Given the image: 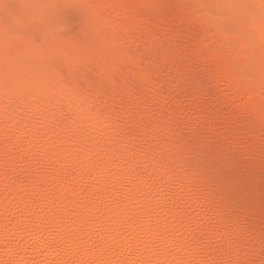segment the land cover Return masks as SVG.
<instances>
[{
  "label": "clouds",
  "instance_id": "obj_1",
  "mask_svg": "<svg viewBox=\"0 0 264 264\" xmlns=\"http://www.w3.org/2000/svg\"><path fill=\"white\" fill-rule=\"evenodd\" d=\"M209 97L264 130V0H0V264H264Z\"/></svg>",
  "mask_w": 264,
  "mask_h": 264
},
{
  "label": "bare ground",
  "instance_id": "obj_2",
  "mask_svg": "<svg viewBox=\"0 0 264 264\" xmlns=\"http://www.w3.org/2000/svg\"><path fill=\"white\" fill-rule=\"evenodd\" d=\"M210 98L212 97L208 99L210 100ZM209 100L202 101L204 105L202 115L208 122V127L201 129L202 133L199 132L204 134L203 137H200L201 134H199L200 136L191 137L189 144L202 153V162L205 168L213 174L214 196L222 201L228 211L246 225L250 234L259 241L264 239V200L262 201L261 199L262 203L260 204L255 201L257 206L253 200L256 193L262 190L260 188L262 183H264V175H262L264 172L260 175L261 168H259L258 175L257 172L252 170V167H257L262 163H260V160H264V130H261L260 126L251 117H233L231 112L226 109V105L221 103L213 105ZM247 102V100H244L242 104ZM207 133L213 134V138H210L211 140L208 139L209 136L206 138ZM226 138L230 140L229 145L231 147L238 142L245 141L246 144L247 141H250L251 146L256 145V148L249 152H245V149H243L244 153L241 154V151H236V154L238 153L239 155L235 157L236 155H233L235 148L223 146L224 148L220 149L222 148L220 146V150H218V145L215 148V144L220 142L219 140ZM247 144L250 147L249 143ZM232 158L234 159L232 160ZM252 171L257 175H253ZM230 173L234 176H231L232 174L230 175ZM250 185L254 188L250 189ZM252 202L254 207L256 206L255 208L251 205ZM255 213L256 216L257 214L263 216L256 218L254 217Z\"/></svg>",
  "mask_w": 264,
  "mask_h": 264
},
{
  "label": "rangeland",
  "instance_id": "obj_3",
  "mask_svg": "<svg viewBox=\"0 0 264 264\" xmlns=\"http://www.w3.org/2000/svg\"><path fill=\"white\" fill-rule=\"evenodd\" d=\"M208 100H209V99H208ZM210 100H211L212 102H211ZM210 100H209L210 103H212L213 105L216 103L215 105H217V102H215L214 98H210ZM218 104H219V103H218ZM226 109L228 110V112H230V110H229L228 107H227ZM204 114H205V113H204ZM200 132H201V130H200ZM201 133H202V132H201ZM201 133H198V134L195 135V136H198V135L201 134ZM203 133H204V132H203ZM203 135H204V134H201V136H200V135H199V136H200V137H203ZM206 135H207V136H206ZM206 135H205L206 138L209 136L208 139H210V138L212 137L213 134L211 135V133H210V134L207 133ZM195 136H193V137H195ZM205 136H204V139H205ZM212 138H213V137H212ZM212 138H211V139H212ZM208 139H207V140H208ZM211 139H210V140H211ZM219 141H220V142H217V144H215V148H217L216 145H218V150L223 149V148L226 147V146L229 147V148H235V151L233 152V153H234L233 155H236L235 157H237V156L239 155L238 153L236 154V151H237V152H240V151H241V152H240V154H241V153H244V152H243V151H244L243 149H245V152H246V151L249 152V151H253V150H255V148H256V145H255V146H254V145L251 146L250 141H247L246 144H245V141H242V142H240V143L238 142V143H235V145H232V147L229 145L230 140L227 139V138L224 139V140H219ZM224 141H225V142H224ZM218 143H221V144H218ZM247 143H249L250 147L248 146ZM237 144H238V145H237ZM241 144H242V145H241ZM243 145H244V146H243ZM220 146H222V148L219 149ZM223 146H224V147H223ZM234 146H236L237 148L234 147ZM240 146H241V147H240ZM245 146H246V147H245ZM243 147H244V148H243ZM248 147H249L250 149H249ZM253 147H254V148H253ZM238 148H239V149H238ZM241 148H242V150H241ZM251 148H253V149H251ZM246 149H247V150H246ZM233 150H234V149H233ZM233 150H232V151H233ZM263 155H264V153H263ZM263 155H262V157H263ZM263 158H264V157H263ZM233 159H234V158H232V160H233ZM261 162H262L263 164H262ZM260 163H261V164H259L257 167H256V166H255V167H252V170H253L254 172H257V174H258L259 171L261 170V172H260V175H261V173L264 172V160L261 159V160H260ZM255 168H256V170H254ZM259 168H261V169L258 170ZM253 171H252L253 175H254V174L257 175V174L254 173ZM231 174H232V173H230V175H231ZM258 175H259V174H258ZM262 175H264V173H263ZM231 176H234V175L232 174ZM263 182H264V181H263ZM253 185H254V183H253ZM262 185H264V183H262ZM262 185H261V188H260V189H262V190H261V191H258V193H256V195L254 196V200H253V201H254V204H255L256 206H257V204L262 203V201L264 200V186H262ZM254 187H255V185H254ZM254 187H252V185H250V189H251V188H254ZM244 188H245V187H244ZM260 189H259V190H260ZM259 192H260V193H259ZM261 194H262V195H261ZM258 195H259V196H258ZM257 198H258V199H257ZM261 199H262V201H261ZM255 201H256L257 204L255 203ZM258 201H259V203H258ZM263 203H264V201H263ZM251 205H253V202H252ZM256 206H255V207H256ZM253 207H254V205H253ZM255 207H254V208H255ZM262 216H263V215H262ZM262 216H261L260 214H259V215L257 214V216H256V213L254 214V217H256V218H260V217H262Z\"/></svg>",
  "mask_w": 264,
  "mask_h": 264
}]
</instances>
